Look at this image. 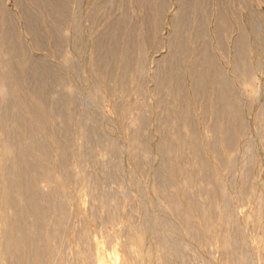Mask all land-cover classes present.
Masks as SVG:
<instances>
[{
  "label": "rangeland",
  "instance_id": "rangeland-1",
  "mask_svg": "<svg viewBox=\"0 0 264 264\" xmlns=\"http://www.w3.org/2000/svg\"><path fill=\"white\" fill-rule=\"evenodd\" d=\"M0 264H264V0H0Z\"/></svg>",
  "mask_w": 264,
  "mask_h": 264
},
{
  "label": "bare ground",
  "instance_id": "bare-ground-1",
  "mask_svg": "<svg viewBox=\"0 0 264 264\" xmlns=\"http://www.w3.org/2000/svg\"><path fill=\"white\" fill-rule=\"evenodd\" d=\"M208 82V81H207ZM22 159V158H21ZM23 160V159H22ZM23 163H24V161H23ZM27 163V162H26ZM28 166V165H27ZM24 168H26V167H24ZM24 174V173H23ZM24 177V176H23ZM25 188H27V187H25ZM22 192V191H21ZM29 192V191H28ZM33 205V204H32Z\"/></svg>",
  "mask_w": 264,
  "mask_h": 264
}]
</instances>
